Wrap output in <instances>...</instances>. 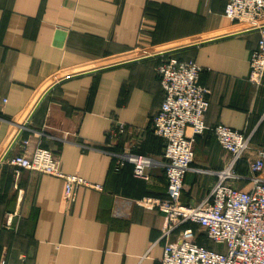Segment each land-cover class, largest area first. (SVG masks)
<instances>
[{
  "label": "crops",
  "instance_id": "crops-1",
  "mask_svg": "<svg viewBox=\"0 0 264 264\" xmlns=\"http://www.w3.org/2000/svg\"><path fill=\"white\" fill-rule=\"evenodd\" d=\"M225 2L0 0V157L21 129L7 156L41 146L64 172L103 187L79 186L66 199L61 178L0 164V264H158L163 245L185 228L213 246L194 222L160 238L164 213L139 202L166 191L163 143L151 130L164 97L162 57L113 64L196 43L171 54L202 67L205 123L249 133L263 149L264 75L261 84L248 79L258 30L236 34L241 26L224 16ZM118 124L125 131L110 137ZM128 152L152 157L147 179L130 162L116 166ZM228 158L210 130L197 135L181 202L200 203ZM235 171L248 166L240 161Z\"/></svg>",
  "mask_w": 264,
  "mask_h": 264
},
{
  "label": "built area",
  "instance_id": "built-area-1",
  "mask_svg": "<svg viewBox=\"0 0 264 264\" xmlns=\"http://www.w3.org/2000/svg\"><path fill=\"white\" fill-rule=\"evenodd\" d=\"M224 16L239 24L240 29L257 28L258 38L249 56L248 79L261 84L264 75V0H226ZM240 30V31H242ZM202 67L192 59L162 57L157 66L164 97L151 117L153 134L163 141L160 161L165 179L164 197L145 196L139 202L164 213L161 236L174 234L178 226L194 222L204 231L211 247L194 241L191 228L180 231V238L163 245L158 264H264V150L258 148L252 157L251 135L223 124L209 127L205 123L208 107L207 89L199 82ZM210 130L218 144L229 153L223 168L215 170L216 180L207 196L198 204L181 202L185 174L192 169L196 136ZM122 124L108 131L110 137L123 133ZM3 156V155H2ZM0 164L49 174L63 181V196L72 199L77 187L102 190L76 173L64 172L50 149L38 146L30 154L7 156ZM124 161L133 166L136 177L147 179L146 168L151 156L125 153ZM244 161L247 174L235 171ZM238 182H244L239 186ZM154 244V243H153Z\"/></svg>",
  "mask_w": 264,
  "mask_h": 264
},
{
  "label": "water",
  "instance_id": "water-1",
  "mask_svg": "<svg viewBox=\"0 0 264 264\" xmlns=\"http://www.w3.org/2000/svg\"><path fill=\"white\" fill-rule=\"evenodd\" d=\"M255 30H257V28L246 29V30L239 31L236 34L246 33V32L255 31ZM229 35H233V34H229ZM196 45H197L196 43H192V44H187V45H182V46H176V47L169 48V49H166V50H162V51H159V52H156V53H153V54H148V55H145V56H140V57H137V58H133L131 60H126V61H123V62H119V63L113 64V65H118V64H121V63H127V62H131V61H135V60H142V59L150 58L152 56H163L165 54L174 53L176 51H180V50H183V49H187V48H190V47H193V46H196ZM113 65H110V66H113ZM106 67H109V66H106ZM102 68H104V67H102ZM102 68H98V69H102ZM98 69H94V70H90V71H97ZM66 77H69V76H66ZM66 77L59 79L57 82H55L54 84H52L51 86H49V88H47V90H45L43 92V94L40 96V98L36 102L35 106L31 110V112H30V114H29V116L27 118V121L30 120V118L32 117L33 113L35 112V110L37 109V107L39 106V104L41 103V101L43 100V98L52 89V87L55 86L60 81H62L63 79H65ZM25 125H26V122L24 123L23 126H25ZM21 131L22 130L20 129L19 132L14 137V139L12 140V142L9 145L8 149L4 152V154L2 156V160L7 157L10 148L13 146V144L15 143V141L17 140V138L19 137Z\"/></svg>",
  "mask_w": 264,
  "mask_h": 264
},
{
  "label": "rangeland",
  "instance_id": "rangeland-1",
  "mask_svg": "<svg viewBox=\"0 0 264 264\" xmlns=\"http://www.w3.org/2000/svg\"><path fill=\"white\" fill-rule=\"evenodd\" d=\"M255 150H256V146L252 143L251 150H249V153L246 154L245 158H246V157H252L253 154H254V152H255ZM263 150H264V148H263ZM220 169H221V168H220ZM218 170H219V169H218Z\"/></svg>",
  "mask_w": 264,
  "mask_h": 264
},
{
  "label": "trees",
  "instance_id": "trees-1",
  "mask_svg": "<svg viewBox=\"0 0 264 264\" xmlns=\"http://www.w3.org/2000/svg\"><path fill=\"white\" fill-rule=\"evenodd\" d=\"M170 56H174V57H176V58H178V59H180V60H183L182 58H180V57H178V56H175V55H173V54H165V55H163V56H161V57H165V58H167V57H170ZM160 138V137H159ZM161 139V138H160ZM162 140V139H161ZM162 143H163V141H162ZM240 162V161H239ZM204 236H205V234H204ZM204 238H206V236L204 237ZM206 240H208L207 238H206ZM209 241V240H208ZM206 246V245H205Z\"/></svg>",
  "mask_w": 264,
  "mask_h": 264
}]
</instances>
